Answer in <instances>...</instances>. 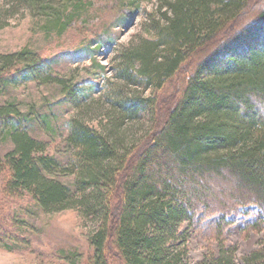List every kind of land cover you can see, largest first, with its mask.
<instances>
[{
	"label": "trees",
	"instance_id": "16d2710c",
	"mask_svg": "<svg viewBox=\"0 0 264 264\" xmlns=\"http://www.w3.org/2000/svg\"><path fill=\"white\" fill-rule=\"evenodd\" d=\"M18 1L52 14L55 0ZM164 1L152 36L118 51L116 77L126 88L111 99L108 123L95 129L71 120L66 163L27 130L48 126V114L0 105V140L6 134L13 143L4 155L0 149L5 192L47 213L78 210L91 222L92 264H264V240L240 262L237 248L226 244L230 217L250 216L249 208L260 216L244 231L264 230V0ZM91 2L80 1L66 23ZM113 2V25L128 23L134 14L125 0ZM66 23L55 17L62 32ZM113 37L104 30L97 40L110 48ZM98 50L88 45L66 54L80 59ZM51 64L31 51L0 55V88L20 76L37 78ZM62 87L79 107L85 96ZM144 114L151 129L130 138L126 123ZM212 217L219 250L194 261L190 234ZM28 229L21 218L1 216L0 247L28 246Z\"/></svg>",
	"mask_w": 264,
	"mask_h": 264
},
{
	"label": "rangeland",
	"instance_id": "374dc122",
	"mask_svg": "<svg viewBox=\"0 0 264 264\" xmlns=\"http://www.w3.org/2000/svg\"><path fill=\"white\" fill-rule=\"evenodd\" d=\"M80 1L55 0L51 6L52 14H49L45 5L29 6L28 2L27 5L18 0H0V55L31 51L52 60L47 73L37 78L20 76L1 86L0 105L14 103L22 112L31 110L48 114V126L32 123L27 130L32 137L46 142L49 153L62 164L72 156L65 142L71 120L80 117L95 129L108 123L106 114L107 108L111 107V99L116 92L126 88L125 83L116 77L118 51L140 39L151 37V21L158 22L161 10L167 8L164 0H125L134 15L124 25H113L118 11L113 0H91L84 13H76L73 21L66 23ZM54 15L66 23L64 32L60 25L54 24ZM104 30H112L115 36L110 48L101 46L97 40V35ZM88 45L99 50L87 52V56L80 59H72L66 54ZM63 84L79 96H85L83 101H79V107L69 101ZM128 89L143 96L151 94L150 90L142 87ZM151 125L144 114L136 122H127L126 128L133 126L131 131L128 130L130 138L142 139ZM4 135L0 140L2 155L13 148L11 139ZM60 179L66 183L73 182L72 176L63 175ZM5 181L6 177L0 176V218H21L29 226L26 232L30 242L28 246L14 251L0 247V264H92L94 251L88 242L92 228L89 220L83 219L75 209L47 213L37 205H28L27 199L21 201L7 197ZM248 210L252 211L250 216L232 215V224L226 231V244L237 248L239 262L264 240V230L244 231L246 224L260 216L258 208ZM215 220L217 217L205 220L202 230L190 234V259L203 260L219 250L218 242L210 231V225Z\"/></svg>",
	"mask_w": 264,
	"mask_h": 264
}]
</instances>
